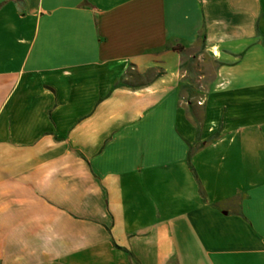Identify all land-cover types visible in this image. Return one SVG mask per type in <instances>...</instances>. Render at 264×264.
I'll list each match as a JSON object with an SVG mask.
<instances>
[{
	"label": "crops",
	"instance_id": "1",
	"mask_svg": "<svg viewBox=\"0 0 264 264\" xmlns=\"http://www.w3.org/2000/svg\"><path fill=\"white\" fill-rule=\"evenodd\" d=\"M122 249L264 264V0H0V264Z\"/></svg>",
	"mask_w": 264,
	"mask_h": 264
},
{
	"label": "trees",
	"instance_id": "2",
	"mask_svg": "<svg viewBox=\"0 0 264 264\" xmlns=\"http://www.w3.org/2000/svg\"><path fill=\"white\" fill-rule=\"evenodd\" d=\"M138 78H140V77H138ZM138 78H131V80L135 81ZM128 85H130V84L125 83V82H121V79H120L113 85V87H121V86H128ZM195 127H196V125H195ZM121 251L125 254L129 264H138V262L131 256L130 253H128L127 251H125L123 249Z\"/></svg>",
	"mask_w": 264,
	"mask_h": 264
},
{
	"label": "rangeland",
	"instance_id": "3",
	"mask_svg": "<svg viewBox=\"0 0 264 264\" xmlns=\"http://www.w3.org/2000/svg\"><path fill=\"white\" fill-rule=\"evenodd\" d=\"M199 64H200V71H201V68L203 67V65H205V64H206L207 68L211 67V65L209 63H207V61L204 64H202V63H199Z\"/></svg>",
	"mask_w": 264,
	"mask_h": 264
}]
</instances>
